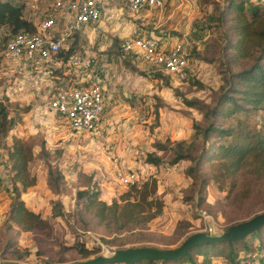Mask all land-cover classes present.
I'll list each match as a JSON object with an SVG mask.
<instances>
[{
  "label": "rangeland",
  "instance_id": "1",
  "mask_svg": "<svg viewBox=\"0 0 264 264\" xmlns=\"http://www.w3.org/2000/svg\"><path fill=\"white\" fill-rule=\"evenodd\" d=\"M70 1L24 0V14L36 24L53 17L50 30L63 35L61 47L76 40L75 53L81 59L90 57V66L56 64L52 57L34 64L24 57L9 58L0 47V105L15 120L7 131L0 128V263L66 264L134 245L174 247L194 231L220 233L264 210V176L243 169L225 176L220 189L213 177L216 160L201 150L209 124L229 128L238 120L249 125L261 120L259 111L239 110L230 116L214 112L234 104H223L226 93L246 105L240 93L231 92V85L235 73L255 62L256 53L236 61L231 58L232 43L238 38V15L232 4L237 0H163L160 7L140 15L133 14L124 0H101L98 20L68 31ZM243 2L250 18L252 7L264 0ZM150 34L171 43L185 41L184 78L122 51L124 38ZM84 78L87 84L97 78L106 84L104 111L93 131L72 129L47 106L59 89L77 86L75 82L82 83ZM184 98L196 102L190 106ZM217 133L208 132L207 145L225 139ZM13 134L26 139L33 149L29 169L37 182L22 191L21 197L47 220L46 226L23 230L10 219L13 187H20L9 170ZM158 141L165 150L157 147ZM177 149L188 157L172 163ZM149 151L161 157L159 164L145 161ZM116 169L136 171L137 182L149 176L157 179L156 195L164 201L163 210L143 227L129 223L120 228L111 219L101 221L77 198L78 190L95 184L101 199L118 197L128 186L118 181ZM201 183L205 189L200 193ZM76 241L96 251L83 256L72 246ZM242 241L248 248L243 250L241 241L233 246L238 264H264V225ZM210 248L222 252L211 256V264H230L227 245ZM194 250L182 263L142 260L136 264H204Z\"/></svg>",
  "mask_w": 264,
  "mask_h": 264
},
{
  "label": "trees",
  "instance_id": "2",
  "mask_svg": "<svg viewBox=\"0 0 264 264\" xmlns=\"http://www.w3.org/2000/svg\"><path fill=\"white\" fill-rule=\"evenodd\" d=\"M232 4L238 15L235 23L238 38L232 43L231 58L233 57V60L236 61L240 58L250 57L254 53H256V57L255 62L250 67L234 74L233 85H231V92L240 93V97L246 105L236 103V97L226 93L222 101L223 104L230 101L234 104L226 109L216 108L214 112L222 116H230L239 110L259 111L261 120L259 124L254 125L244 124L241 120H238L234 126L229 128H217L209 124L204 129L205 144L201 149L203 151L202 155H207L208 159L216 160L213 177L216 182H219L220 189L223 188L221 183L225 176L236 174L243 169L257 177L264 176V3L252 7L250 18L246 17L243 0L233 1ZM24 8V0H0V47L2 51H4L5 43L11 35L19 32H36L37 25L25 16ZM75 48L76 40L68 46L61 47L57 51L56 57L65 61L71 53L75 52ZM184 100L190 106H193L196 102L192 99L184 98ZM27 110L28 107L23 109V111ZM0 112L2 113L0 128L7 131L13 127L15 120L8 116L3 104L0 105ZM155 117H158V113L155 114ZM193 126L198 128V125L193 124ZM211 130H216L217 135L225 139L221 142L212 143L210 146L207 145L206 135ZM156 145L160 150L166 148L159 141ZM33 157V149L26 139L13 134L8 151L9 170L12 172V177L20 183V187H17V185L13 187L14 197L10 202L9 216L23 230H31L47 224V220L40 212L29 208L21 197L22 191L37 182V175L29 169V163ZM186 157H188L186 153L177 149L171 162L175 163ZM145 161L157 165L161 162V157L149 151L146 153ZM91 187V189L78 190L77 198L86 207L91 208L93 214L99 220L111 219L118 223L120 228L126 227L129 223L143 227L163 210L164 201L156 195L157 179L155 176H149L140 182L128 185L127 190L110 201L100 198L96 184ZM202 189H205L203 183L199 186L200 193ZM56 214L59 213L56 212ZM240 241L243 250L248 248L242 239L238 241L204 242L190 248L181 258L169 260L179 261L180 263L185 262L183 260L188 258L195 248L194 252L196 255L202 256V262L211 264V256H221L222 252L212 251L210 246L213 245L219 248L225 244L228 246L227 257L230 264H238L233 246ZM72 246L83 256L96 251L94 247L86 246L83 241H76ZM142 260L154 261L155 259L141 258L135 262L125 263L136 264ZM190 262L195 264L194 261Z\"/></svg>",
  "mask_w": 264,
  "mask_h": 264
},
{
  "label": "built area",
  "instance_id": "3",
  "mask_svg": "<svg viewBox=\"0 0 264 264\" xmlns=\"http://www.w3.org/2000/svg\"><path fill=\"white\" fill-rule=\"evenodd\" d=\"M133 14L140 15L144 10L160 7L163 0H124ZM56 6H61L57 2ZM70 19L69 30L77 31L88 23L99 19L102 10L101 0H73L66 6ZM53 17L49 16L37 23L34 33L19 32L11 35L4 47V54L9 58H27L34 64H40L51 58L60 64L56 57L61 48L63 35L56 36L51 32L54 26ZM67 31V32H68ZM167 38L158 35L130 36L124 38L120 47L123 52L131 53L135 58L161 68L166 73L184 78L186 74L187 47L184 40L167 42ZM72 66L91 65L92 59H81L75 52L65 60ZM78 83L67 89H59L49 100L48 108L60 113L65 122L76 131H93L98 127L104 111L106 84L102 79H95L90 84ZM118 181L128 186L137 182L139 175L134 170L116 169Z\"/></svg>",
  "mask_w": 264,
  "mask_h": 264
},
{
  "label": "water",
  "instance_id": "4",
  "mask_svg": "<svg viewBox=\"0 0 264 264\" xmlns=\"http://www.w3.org/2000/svg\"><path fill=\"white\" fill-rule=\"evenodd\" d=\"M264 225V210L255 213L251 217L232 223L220 233H212L210 230H197L188 234L179 245L174 247H159L155 245H134L117 248L111 254L99 253L92 257L76 260L66 264H104L113 262H135L141 258L155 260L179 259L190 248L204 243L217 241H238L248 234L260 229ZM0 264H27L13 261Z\"/></svg>",
  "mask_w": 264,
  "mask_h": 264
},
{
  "label": "crops",
  "instance_id": "5",
  "mask_svg": "<svg viewBox=\"0 0 264 264\" xmlns=\"http://www.w3.org/2000/svg\"><path fill=\"white\" fill-rule=\"evenodd\" d=\"M82 80H84V81H82L83 84H87V83H86L87 81L85 80V78L82 79ZM93 80H95V79H93Z\"/></svg>",
  "mask_w": 264,
  "mask_h": 264
}]
</instances>
